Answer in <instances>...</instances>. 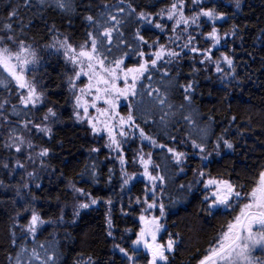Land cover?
<instances>
[{
  "label": "trees",
  "instance_id": "16d2710c",
  "mask_svg": "<svg viewBox=\"0 0 264 264\" xmlns=\"http://www.w3.org/2000/svg\"><path fill=\"white\" fill-rule=\"evenodd\" d=\"M129 2L138 10L158 13L174 0H70V10L60 9L55 0H44V3L29 0L28 5L23 0H0V31L4 32V36L5 32L6 36L12 35L4 27L5 23L11 22L15 35L34 47L48 42L53 34L67 36L70 42L79 44L87 38V32L97 34L102 31L90 26L84 19L85 15L98 16L105 11L102 7L104 4L110 5L107 11L117 14L116 6L119 5L126 10L124 16L117 14L118 19L126 20L119 29L123 37L114 32L111 54L104 48H101V52L108 55L109 61L128 52L129 55L124 58L125 65L134 66L140 58L121 45V39L136 51L141 50L134 38L137 28L149 43L154 40L164 43L166 39L155 24H141L135 15L128 17ZM88 4L92 5L91 9L86 8ZM192 4L193 0H185V6ZM202 5L225 13L223 20L215 22L222 37L233 24L240 26L241 31L236 37L229 35L222 38L220 44L212 48L213 61L220 58L222 53L234 57L235 79L225 75L231 69L223 61V72L218 73L214 63L200 64L203 56L184 50L180 61L171 65L161 62L159 70L146 73L145 78L137 84V94L131 99V113L139 128L157 140L158 144H166L186 154L184 161L177 164L166 149L155 147L150 152L152 164L158 166L154 169L158 176L164 178L156 189L157 204L163 203L165 206L162 221L165 228L160 239L171 233L177 240L175 251L168 254L170 264H197L209 247L211 238L234 215L231 210L222 208L214 211V215H207L202 210L206 205L201 203L206 194L204 185L195 181L206 180L210 174L249 185L259 166L264 163V147L260 143L264 141V33L261 32L264 29V0H241L239 9L234 0H208ZM14 7L18 8L16 21L6 20L8 12ZM158 17H154L156 23L167 25ZM20 21L26 25L23 33L20 32ZM52 25L57 31L49 32ZM166 29L168 33L169 29ZM210 31L209 24L203 26L195 44L201 48L212 47L203 38ZM104 43L106 45L107 41ZM146 48L143 47V50ZM194 55L195 63L192 59ZM193 67L198 69L194 75ZM165 68L168 76H163ZM43 70L48 99L64 104L66 99L61 84L60 62L52 57L44 62ZM148 75H151V80L146 78ZM3 76L0 71V81H3L0 93L11 89L10 81ZM192 79L198 83L193 103L189 106L183 99V90L179 85ZM154 89H159V93ZM157 95L166 97L164 105H160ZM16 103V98L11 97L10 103L5 104L2 110L3 118L7 117L8 128L15 132L18 122L28 121L33 113H39V110L32 112L30 108ZM181 104L185 105L183 109L180 108ZM209 116L213 119L209 120ZM232 116L237 117L236 121L230 122ZM185 117H190V120ZM61 118V122L52 127L51 137L41 134L31 136L40 149H50L47 157L40 160L35 158L32 163L18 169L14 162H8V168L0 164V181L3 182L0 185V264H15L16 254L21 248L27 249L22 253L21 264H44L45 261L47 264H53V261L55 264H88L89 258L95 264H131L114 245L119 244L128 250L129 255L132 254L131 243L139 229L136 218L144 206L142 198L146 183L136 179L125 192L119 165L102 142L96 141L85 128L70 123L68 111L62 112ZM245 128L253 131L246 132L244 137L238 136V130ZM221 135L237 143L236 152L223 145L220 155L213 152L217 137ZM169 137H175V141ZM245 140L249 146H255L240 149L239 145ZM192 141L204 144L207 151L201 153L193 148ZM93 148L99 151L92 152ZM245 151L247 156L244 155ZM210 152L212 155L209 156ZM202 156H208V159L202 161ZM197 169L204 171L205 176H194ZM28 173L35 176L30 177ZM23 184L29 187L24 188ZM189 184L194 185L191 192L187 189ZM73 185L76 189H83V193L74 191ZM180 185L185 187L182 189ZM138 197L142 200L139 204L136 202ZM84 199L88 202L96 199L97 203L79 209V215H75ZM33 210L45 221L35 236L21 227L27 225ZM109 216L111 228L106 222ZM109 231L112 232L111 236L108 235ZM176 233L179 235L176 236ZM13 239L16 240L15 244L12 243ZM33 249L36 256L32 255ZM9 256L12 257L11 261ZM148 258L147 254L138 251L135 264H147Z\"/></svg>",
  "mask_w": 264,
  "mask_h": 264
},
{
  "label": "snow or ice",
  "instance_id": "6c2138e0",
  "mask_svg": "<svg viewBox=\"0 0 264 264\" xmlns=\"http://www.w3.org/2000/svg\"><path fill=\"white\" fill-rule=\"evenodd\" d=\"M25 5L29 4V0H23ZM44 3V0H40ZM237 9L241 7V0H234ZM56 6L62 10H70L72 5L70 0H55ZM193 3L199 4L200 0H193ZM102 7L105 11H101L98 16L92 14H87L84 19L93 28L102 31H98L94 34L92 31L86 33L87 38L81 43L78 48L73 46L69 42V38L65 36L62 40L56 39L54 37V43L50 45L57 51L63 50L64 57L67 62L71 63L73 67V74L67 77V83L69 90L73 94V117L78 123H87L93 134H98L101 131L107 133L109 149L115 150L119 156L120 164L122 166V175L125 176L123 179V184L127 185L136 176L135 173L127 175L123 171V166L126 163L123 150L122 141L118 137H127L128 133L124 131L127 126L129 128L139 129V136L141 140H148L153 147H159L161 149H166L168 153L172 154L173 159L180 164L186 158V154L182 151H178L173 147H168L166 144H158L157 140L153 137L145 134L142 128L135 123L131 111L128 115L121 116L117 111L118 101L121 97L127 98L129 96H135L137 94V84L145 78L146 73H150L153 70H159L158 65L163 62L164 64L171 65L173 62H178L184 54V50L187 49L192 54H199L203 56V59L199 60L200 64H206L212 62L215 64L216 72L222 73L223 69L221 67V61L226 63L231 69L230 73L225 75H231L234 79L236 77V69L234 57L228 54H221V57L213 61L212 48L219 45L222 38H226L229 35L236 37L241 31L240 26L233 24L230 31L224 33V37L219 34L218 29L215 27V22L217 20H223L225 18V13L217 12L215 8H203L201 7L198 12L193 13L191 16L185 15V0H174L168 7L160 9L158 13H152L145 11L144 9L138 10L137 7H133L132 3L127 4V16L131 17L135 15L137 22L141 24H155L157 29L161 31L165 30L164 25L161 23H156L154 20L155 16H167L168 20L174 21L171 31L173 33L177 32V29H181L180 34L176 35L175 38L170 37L171 44L175 47H179L180 51H176L175 47H168L164 44H159L158 40L149 43L143 35L139 28L135 30L134 38L138 42L137 47L141 50L136 51L132 45L124 39L120 40V44L125 48L130 49L135 52L136 56L140 58L139 62L131 67L125 65L124 58L129 55L128 52H124L120 58H114L111 61L108 59V55L101 52V48L111 54V45L113 41V33L116 32L120 37H123V33L119 31L120 27L126 22L125 19H118L117 14L124 16L125 7L116 6L117 14H113L107 9L110 5L104 4ZM87 9H91L92 5H86ZM18 16V8H12L7 16L5 17L8 21H16ZM201 17H206L209 21H212L213 26L211 31L206 34V38L211 41L212 47L201 48L194 43L196 37L188 33V28L192 25L200 27L198 21ZM31 23V21H29ZM20 32H24L26 25L23 21L19 22ZM183 26V28H181ZM4 27L12 35L0 36V42L8 41L13 42L17 45L16 51H13L8 46L0 47V65L4 67L5 70L16 81V84L20 89H27L26 95H21L19 97L20 104L25 107L33 106L37 104H42L44 101V92L37 90L36 85L27 80L24 71L27 65L36 62V53L32 49V46L27 44L25 40L19 39L15 35V30L13 28V23H5ZM57 31L55 25L49 28V32ZM264 33V29L261 30ZM185 34L186 39H185ZM184 39V43L178 44L177 42ZM104 41H107L105 45ZM158 45V47H157ZM119 47V45H118ZM143 47L155 48L154 52L150 54L143 50ZM249 55H251L249 53ZM31 58V59H30ZM195 63V55L192 57ZM15 60L16 63H13ZM198 71L195 67L192 69L193 75ZM169 73L165 68L163 71V76H168ZM177 76H179V71H177ZM81 77H87V83L83 84L82 87L77 86V81L81 80ZM151 80V75L146 77ZM223 78V77H222ZM122 81L123 87L120 86ZM3 83V81H0ZM197 81L195 79L189 80L185 84H180L179 87L183 90V99L187 102L189 106L193 103V96L196 91ZM7 86V85H5ZM159 93V89L153 90ZM151 94V93H150ZM157 100L160 105H164L166 102V97H160L157 95ZM103 102L106 107H98V102ZM6 103V101H5ZM131 108V105L128 106ZM171 108V105H168ZM184 104L180 105L183 109ZM3 108V104H0V109ZM15 109V106H13ZM94 108L99 116H103L104 120L101 121L99 117L90 116L89 109ZM2 115V113H0ZM57 112L53 107H48L47 112L43 115L41 123L33 124L32 126L39 132H43L49 137L52 135V128L48 126V121L50 118H56ZM6 120L7 117H4ZM164 117H161L163 121ZM186 120H190V117H185ZM209 120L213 118L208 117ZM237 117L232 116L230 122L236 121ZM251 118L249 117V121ZM117 122L119 125V130L117 129ZM32 121H25L24 127L28 128ZM99 124H103V128L99 127ZM31 129H29L30 131ZM253 131L250 128L238 130L237 135L244 137L246 132ZM227 132V129H225ZM170 140L175 141V137H169ZM257 139H259L257 137ZM10 143H6L5 147L15 148L17 153L22 151V145L25 140L23 136H10ZM261 146L264 147V141H261ZM223 145L224 148L236 152L237 143L226 139L224 135L217 137V142L213 148V152L216 155H220V148ZM193 148L199 149L201 153L206 152L207 149L204 144H197L192 141ZM255 145L249 146L247 141L239 145L240 149H250ZM29 149L34 146L31 142L28 143ZM92 152H98L99 149L93 148ZM142 151V150H141ZM50 154L49 148H42L38 155L40 157H47ZM212 155V153H208ZM247 156V151L244 152ZM29 155L28 159H31ZM137 157L134 156V160ZM138 159L140 164L143 166V175L147 177L149 181L152 182L150 189L146 190L144 203L147 207L143 210L144 213L150 212L152 210L159 209V216H147L141 214L139 217L140 229L135 234L136 238L132 241L134 246L133 252L129 255L128 250L121 247L119 244H115L114 248L118 249L131 264H135L136 254L139 247L142 245L143 248L148 253L147 264H170L169 253H173L177 246V240L173 238V234H169V238L166 243H160L157 239L158 234L163 229V225L160 223V219L165 215V206L163 203L157 204L155 199L156 196V181L163 180L162 176H154L149 171L150 165H152L151 153L139 154ZM208 156H202L201 160H207ZM17 166L23 168L24 165L20 163L19 160L16 161ZM8 164L3 165L4 168H8ZM153 167H158L154 166ZM111 171V170H110ZM30 177H34V173H28ZM194 176L204 177L205 172L197 169L194 170ZM195 183L204 185L205 195L201 201L202 205H206L202 210L207 213V215H214V211H219L221 208L225 211L231 210L234 215L232 218L226 222L225 225L221 226L220 231L211 238L209 241V247L205 250V253L201 258L198 259L197 264H264V163L259 166V170L255 173L249 185L244 183H235L231 179H223L219 177H213L210 174L206 180L197 179ZM3 182L0 181V185ZM40 187L39 184L36 185ZM193 184H189L187 189L189 192L192 191ZM22 187L28 188V184H23ZM183 189L185 186L180 185ZM73 189L76 192L83 193V189H76L73 185ZM148 192H151V203H148ZM17 195H19V188H17ZM138 204L141 202L140 198L136 201ZM97 200L92 199L91 204H96ZM111 204V201H108ZM90 207L89 203H81L75 212V215H79V209H84ZM238 209V211H237ZM27 211V209H25ZM19 215V214H18ZM107 224L109 228L112 227V220L110 216L107 218ZM45 223L40 215L36 211H32L30 219L27 225H21L26 231L33 236L37 232L39 225ZM14 235V234H13ZM108 235L111 236L112 232L109 231ZM176 236L179 233L175 234ZM13 244L16 240L13 239ZM27 249L21 248V251L16 254L15 264H21L22 253H25ZM33 256H36V251L33 249ZM8 259L11 261L12 257L9 256ZM37 259L39 257L37 256ZM51 259V257L49 258ZM47 264V261L44 262ZM53 264L55 262L53 261ZM88 264H95L94 261L89 258Z\"/></svg>",
  "mask_w": 264,
  "mask_h": 264
},
{
  "label": "rangeland",
  "instance_id": "374dc122",
  "mask_svg": "<svg viewBox=\"0 0 264 264\" xmlns=\"http://www.w3.org/2000/svg\"><path fill=\"white\" fill-rule=\"evenodd\" d=\"M208 0H200L199 4L193 3L190 6H185L184 11H185V15L187 16H191L193 13L198 12L200 10V8L203 6L202 4H204V2H206ZM204 8V7H203ZM211 8V7H210ZM159 21L162 19V21H164L167 25H164L165 30L161 31L162 34L164 35V38L166 39V41L164 43H159V44H164L168 47H175L174 45L171 44L170 41V37L171 38H175L176 35L180 34L181 29H177L176 33H173L171 31L172 25L174 23V21L168 20L167 16H159L158 17ZM218 21V20H217ZM216 21V22H217ZM200 27H197L196 25H192L188 28V33L193 35V36H200V31L202 30L203 26H205L206 24H209L212 28L213 23L212 21H209L206 17H201L198 21ZM169 29V32L167 33V29ZM181 28H183V26H181ZM1 32L3 33L4 36V32L0 31V36H1ZM186 35L185 34V39H186ZM5 36H6V32H5ZM202 36V35H201ZM54 37L56 39H63L64 36L62 35H57V34H53L50 36V39L48 42L42 43L40 45H38L39 47H34L32 44L29 43V45L32 46V49L35 51L36 53V62L35 63H30L29 65L26 66L25 71H24V75L26 77L27 80L33 82L36 87L37 90L40 92H44L45 96H44V101L42 104H37L35 107L33 106H28V108H30L33 111H38L39 113H33V116L30 120L28 121H32V124H29L28 128L24 127V123L25 121L22 122H18L16 126H18V130L17 132L13 131L12 128L11 130L8 128V122L3 118V115H0V164L4 165L5 163L8 162H14L15 163V167L18 169L20 167L17 166L16 161L19 160L21 164H23L24 166L27 164L32 163L31 161H34L35 158H37L38 160H40V157L38 155V153L40 152V148L34 143V141L32 140L31 136L32 135H44L47 136L45 133L43 132H39L37 131L32 125L36 124V123H41L42 117L43 115L47 112V108L48 107H53L54 110L57 112V117L56 118H50V120L48 121V126L49 127H53L55 124H58L61 122L62 118H61V114L64 111H68L69 115H70V119L69 122L73 123L74 125L80 126L82 128H85L88 133L96 140V141H101L103 147L111 154L112 157H114L117 161V164L119 165L120 171H121V178L122 181L125 178L124 175H122V166L120 164V160H119V156L117 154V152L115 150L109 149L107 147L108 144V136L107 133L104 131H101L98 134H93L90 126L85 122V123H78L75 121L74 117H73V94L72 92L69 90L68 87V83H67V77L73 74V65L69 62L66 61L64 54H63V50H59L57 51L55 48H52L50 45H52L54 43ZM203 38H206V35L203 36ZM208 40V39H207ZM209 41V45L211 46L212 43L210 40ZM70 42V41H69ZM73 46L77 47L81 44H77V43H73ZM178 44H182L184 43V39H181L180 41L177 42ZM195 43V42H194ZM3 46H8L10 47L13 51L18 50L17 49V45L13 42H8V41H2L0 42V47ZM158 47V45H157ZM156 49L155 48H146L145 52L147 53H151L154 52ZM176 51H180L179 47H175ZM187 50V49H185ZM52 57L56 58L61 66H62V70H61V84H62V88L64 90V94H65V103L64 104H59L56 102L55 99H48L47 94H48V90L46 88V74H44V70H43V66H44V62L46 60H50L52 59ZM31 59V58H30ZM140 60V59H139ZM13 63H16L15 60H13ZM1 66V65H0ZM133 66V65H132ZM131 67V66H128ZM8 80L10 81L11 84V89L9 88L8 92H4V93H0V104H3V107L5 106V104L10 103V99L11 97H15L17 100L16 105H21L24 106L22 104H20L19 102V97L21 95H26L27 94V89H20L18 87V85L16 84V81L13 79V77L8 74ZM87 83V77H81L80 81H77V86L82 87L83 84ZM2 83H0L1 86ZM120 86L123 87V83L122 81L120 82ZM131 99L132 96H129L127 98L121 97L120 100L118 101V108L117 111L119 112V114L121 116H127L129 111H131V108H129L128 106L131 105ZM6 101V103H5ZM98 107H106V105L103 104V102H98L97 104ZM25 107V106H24ZM2 109H0V113H2ZM89 113L90 116L92 117H99V119L101 121L104 120L103 116H99V114L96 112V110L94 108H90L89 109ZM99 127L103 128V124H99ZM29 129H31L29 131ZM117 129L119 130V125L117 122ZM124 131H126L128 133L127 137H118L121 141H122V150H123V156L124 159L126 161V163L123 166V171L127 174V175H131L133 173L136 174L135 178L133 180H131L127 185H124L125 187V192H126V188L132 183L134 182L136 179H142L144 180V182L146 183V190L150 189L152 186V182L149 181L147 179V177H145L143 175L144 169L143 166L140 164L139 159H138V155L139 154H146V153H150L155 147H153L151 145V143L148 140H141L140 136H139V129H135V128H129V127H125ZM10 136H23L24 137V144L22 145V151L20 153H17L15 151V148H9V147H5L6 143H10L11 141L9 140ZM31 142V144L34 146L33 148L29 149L28 147V143ZM142 150V151H141ZM29 155H31V159H28ZM134 156L137 157L134 160ZM130 157V160H127V158ZM26 162V163H24ZM153 165V164H152ZM150 165L149 167V171L151 172L152 175L154 176H158L156 170L154 169V167ZM156 189L158 188V186L160 185V180H157L156 182ZM157 191V190H156ZM146 193V191H145ZM157 197V192H156V196L155 199ZM143 201L145 199V194L144 197L142 198ZM87 199H84L83 202L81 203H89L91 204V201H86ZM148 203H151V192H148ZM142 201V200H141ZM142 201V202H143ZM144 206L141 209L140 214L137 216V222H138V227L140 229V221H139V217L141 214H145L149 217L151 216H159V213L156 214V209L152 210L150 212L144 213V209L147 207V204H145L143 202ZM163 221V217L160 219V223L164 226L163 229L161 230V232L158 234L157 239L160 243H166L169 236L165 237L163 240H161V236L162 233L164 231L165 228V224L162 222ZM45 223L41 224L38 226L37 230L40 229ZM138 229V231H139ZM137 231V232H138ZM136 232V233H137ZM136 238V236H135ZM134 238V240H135ZM132 249L134 248V246L132 245ZM138 251H141L142 253H145L148 255L147 251L143 248V246L141 245L138 249ZM137 251V252H138ZM170 254V253H169ZM123 255V254H122ZM124 256V255H123Z\"/></svg>",
  "mask_w": 264,
  "mask_h": 264
},
{
  "label": "flooded vegetation",
  "instance_id": "af4514ba",
  "mask_svg": "<svg viewBox=\"0 0 264 264\" xmlns=\"http://www.w3.org/2000/svg\"><path fill=\"white\" fill-rule=\"evenodd\" d=\"M0 71H1V73L4 75L3 77H6L7 79L9 78V77H8L9 72H8L7 70H5L4 67H3L2 65L0 66ZM11 88H12V87H11Z\"/></svg>",
  "mask_w": 264,
  "mask_h": 264
}]
</instances>
